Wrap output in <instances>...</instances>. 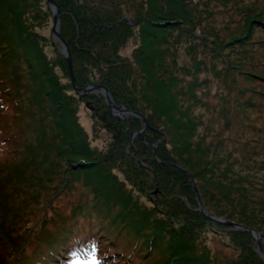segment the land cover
Here are the masks:
<instances>
[{
    "label": "rangeland",
    "instance_id": "374dc122",
    "mask_svg": "<svg viewBox=\"0 0 264 264\" xmlns=\"http://www.w3.org/2000/svg\"><path fill=\"white\" fill-rule=\"evenodd\" d=\"M115 1L55 0L61 12L59 34L72 44L76 85L77 79L88 81L93 73V82L109 77L116 98L145 112L149 128L142 134L138 132L144 123L112 117L101 93L77 96L62 46L52 35L48 0H0V10H9L0 14V34L6 22L8 40L21 45L19 64L15 55L13 60L4 58L25 96L24 146L13 160H24L28 147L49 151V159L27 174L40 176L41 188L15 192L14 184L7 197L19 202L23 192L34 194V206L20 217L0 211V221L12 227L13 236L38 234L45 224L40 234L44 236L43 230L54 233L90 210L97 225L112 234L122 220L97 201L84 176L93 188L107 186L118 199L120 213L171 233L165 246L181 248L186 237L191 256L209 251V264H264L256 260L250 233L232 232L205 219L193 192L179 194L178 177L170 172L178 163L198 183L204 206L218 218L260 232L264 250V0H187L185 24L171 33L166 45L149 43L144 23L135 25L142 17L138 0ZM95 3L101 9L94 8ZM102 19L109 26L102 25ZM143 48L146 56L140 53ZM169 68L180 80L173 92L167 88ZM179 89L185 94L182 98L176 94ZM56 92L60 94L53 97ZM46 93L48 102L42 100ZM63 121L72 127V145L87 150L84 156L73 155V164L96 167L83 176L72 172L70 158L63 155ZM121 185L120 196L115 191ZM167 200L182 201V207L170 211ZM162 239L163 234L158 240ZM39 240L28 245L27 255L38 250Z\"/></svg>",
    "mask_w": 264,
    "mask_h": 264
},
{
    "label": "trees",
    "instance_id": "16d2710c",
    "mask_svg": "<svg viewBox=\"0 0 264 264\" xmlns=\"http://www.w3.org/2000/svg\"><path fill=\"white\" fill-rule=\"evenodd\" d=\"M117 1L118 0H116L115 3ZM146 3H149V5H147ZM136 4L141 10L142 17L136 21L135 25L140 26V24L144 23L143 31L146 35V38L149 39V43L158 42V44L160 45H166L171 42L170 37L173 31H181L182 28L180 27L185 24V18L182 19V15L188 11L187 7L189 5L187 0H138ZM79 6H83V8H85L86 10H91L90 5L85 6L83 3H81ZM93 7L96 9H101L98 5H96V3L93 5ZM7 12H9L7 8L0 10L1 15ZM96 12L101 11L98 10ZM117 12L119 11L116 9V13ZM121 15L122 18L125 17L123 12H121ZM80 21L85 20L80 19ZM99 21L100 20H96V23H98ZM189 21H192V18H190ZM105 23L106 20L102 19V25L109 26V24ZM3 25L5 26H3L4 29L0 34V211H12L15 217H20L31 210V207H33L34 203H36L37 197L34 194L28 195L26 192H23V194H21V201L13 202L7 200L9 192L14 184L15 192H19V190L22 191V187H25L26 190L27 188L31 187L29 191L35 188H41L40 176H37L36 174H29L30 176H27V174L29 170H37L41 163L46 162L49 159V151H43L37 146L28 147V155L24 160H19L18 162H15L13 160L15 155H17L21 151V148L24 146V142L22 140L23 122L21 121V114L25 105V96H23L24 92L21 91L22 88L21 86H19L21 85L19 84L20 79L19 83L11 79L10 74L13 75L14 73L11 69L9 70L10 74L8 73L7 67H5L4 59L8 58L9 56L12 59V55H15V61L17 62V64H19V59L21 58V45L19 46L18 43H15L13 41L14 39L8 40L9 31L6 26V22ZM98 25H101V23H98ZM122 25L123 23L119 24V27H121ZM165 33H167V36L165 35V37H163L164 35L161 34ZM2 34H4L3 37H1ZM62 37L66 39L64 35H62ZM67 43L69 45H72L70 41H68ZM73 47L74 46H72V48ZM140 53L142 56H146V51L144 50V48ZM146 59L150 60L149 57H147ZM118 66L120 67V65ZM110 68L116 69V67L113 68L112 66H110ZM91 76L92 78L88 81L85 78L77 79V81L79 82V88H85L89 85H103L110 91L115 102L118 105L124 104L125 106H123L125 108H129V110L136 111L143 115L145 114L143 110L128 105L127 102L122 103L118 98H116L115 92L110 87L112 82L109 77L102 78L101 81H96L95 78V82H93L92 79H94L93 77H95L94 73L91 74ZM167 76V88H169L170 91L173 92V89L177 84H179L180 80L176 75L173 74L170 68L168 69ZM52 94L53 97H58L60 93L58 94L56 92ZM176 94L180 96V98L185 96V94L183 93V89H179L178 93ZM46 96L42 97V100L48 102L49 94L46 93ZM77 96L79 97L78 94ZM61 100V98H58L57 104L58 108L63 110ZM46 116H49L47 112ZM133 119L136 120V118ZM59 130L64 133L63 144L65 148L62 149V152L64 156H68V158L72 160L71 161L69 159V161L72 163V172L83 176V172H90V170L93 169L92 167H94L95 169L96 167L92 166L88 162H79L76 165L73 164L75 163V161H73V155L84 156L83 154H86L87 150H85L82 146H79L78 149L75 148L74 145H72L70 141V138H72V127L69 129L64 121L59 126ZM154 131L158 132L157 130ZM142 149H147L148 152V146H143ZM40 157L41 160H39ZM52 166L54 167V165ZM173 167L174 168H171L170 172L178 177L177 183L179 184L180 189V191L178 190L180 192L179 194H181V192H193L192 194H194L196 198V200L194 201L199 208L197 193L193 187V184L191 183V179L194 180V178L190 174L188 175V173L184 169H182L178 163L176 165L173 164ZM96 172L90 173L91 177H93V181L97 179ZM83 180L85 185L93 190L97 201L101 202L108 209V211L114 212V215L117 214L116 216L122 220V222L120 221L119 225L115 227L113 233H110L108 235L104 228L99 227L97 225V222L93 219L94 215L90 210L83 211L84 213L80 215L81 217L75 216L69 223L66 224L64 228L58 229L54 233H52L51 231L47 232L46 230H43V232L46 233L44 234V236H41L40 234L42 233V229L45 224L41 226V230L38 234H32L29 231H26L24 235L13 236L11 232L12 227H4L2 222L0 221V264H6L10 257L14 258L9 264H67V262L81 257H83L85 260L97 258L105 264H209V262L211 261L210 257L208 256V254H210L209 251H207L206 254H203L202 257H192L189 252L190 248H188L191 243L186 239V237L182 243L181 248L174 245H163V243H167L165 241L168 233L167 230L164 231L158 229L157 231H155L152 228V225V227L150 228L149 225H146L144 222L135 221L134 218L120 213V211H118V199H115L114 195L112 196L110 192H108V188L105 184L104 186H100L97 189L95 187L93 188L91 184H88L87 177L85 179V177L83 176ZM20 184L21 186L18 189L17 187ZM35 184H37L38 186H35ZM197 184L198 183H196V185ZM115 193H120V196L123 195L124 190L122 185L121 189H117ZM199 193L201 195L200 191ZM172 199H174V196H172ZM181 202L182 201L178 202V200L176 202L167 200V203L169 204L167 205V207L170 211H172L175 209V207H182ZM129 206L130 203L127 202L125 204V208L128 213L130 212V210H128ZM150 210L152 212V215H149L153 216L154 207ZM147 211L149 210H145V212L148 214ZM198 213L200 212L198 211ZM201 215L205 219H207L203 214ZM225 221L228 220L225 219ZM100 222L105 221L101 220L100 218ZM228 222L233 223L232 221ZM12 226L16 228L18 225ZM173 230L174 232H176L175 229ZM131 233L133 236H130ZM162 234L163 239L159 241L158 239ZM168 234L171 235V233ZM36 240H39L38 250L32 252L31 255H27L25 253V250L27 249L29 244H33ZM257 255L258 256L256 260L261 259L258 253ZM261 261L264 263L262 259Z\"/></svg>",
    "mask_w": 264,
    "mask_h": 264
},
{
    "label": "water",
    "instance_id": "95a60500",
    "mask_svg": "<svg viewBox=\"0 0 264 264\" xmlns=\"http://www.w3.org/2000/svg\"><path fill=\"white\" fill-rule=\"evenodd\" d=\"M48 3L50 5V8L52 10L53 13V30H52V35L53 38L60 43V45L62 46V51H63V55L66 57L67 62H68V66H69V71L71 74V79H72V85L74 87V90L76 91V93L79 95V97L82 96H86L89 93H101V95L104 97L106 104L109 106L110 108V113L111 115L116 118V119H126V117H133L136 119L141 120L144 123V127L141 131H139V134H142L146 129L149 128L148 124H147V120L145 118V116L143 114H140L136 111H132L129 110L127 108H125L123 105H118L112 94L110 93V91L103 85H89L85 88H79L76 85V80H75V76H74V72H73V66H72V57H71V53H70V49H69V44L66 42V40L60 36V17H61V12L59 9L58 4L55 2V0H48ZM86 106L90 108L91 111H94V108L90 106V104L87 102ZM191 183L193 184V187L197 193V201H198V211L203 214L211 223L213 224H223L226 225L230 228L231 231L234 232H247L250 233L253 237V241H254V245L257 249V253L260 255L261 259L264 261V250L261 244V238L262 235L260 232L252 230L248 227L236 224V223H231L228 221H225L221 218H218L214 215H212L203 205L202 202V198L201 195L199 193L198 187L196 185V182L191 179Z\"/></svg>",
    "mask_w": 264,
    "mask_h": 264
}]
</instances>
